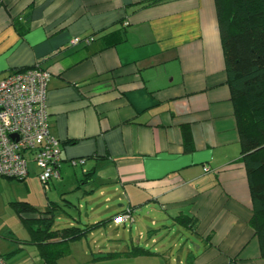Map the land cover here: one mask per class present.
Wrapping results in <instances>:
<instances>
[{
  "label": "crops",
  "instance_id": "0c3cea01",
  "mask_svg": "<svg viewBox=\"0 0 264 264\" xmlns=\"http://www.w3.org/2000/svg\"><path fill=\"white\" fill-rule=\"evenodd\" d=\"M114 32L122 40L102 49L100 39ZM73 38L93 41L71 46ZM36 65L50 74L49 131L60 142L61 177L48 188L60 201L80 198L93 214L141 211L151 226L163 225L164 237H192L193 250L184 244L177 264H264L249 224L214 0H0V81ZM28 169L23 183L38 186L37 168ZM0 219L6 264H47L28 228L12 239ZM140 224L136 246L147 249L156 230ZM128 258L119 264L159 256Z\"/></svg>",
  "mask_w": 264,
  "mask_h": 264
},
{
  "label": "trees",
  "instance_id": "16d2710c",
  "mask_svg": "<svg viewBox=\"0 0 264 264\" xmlns=\"http://www.w3.org/2000/svg\"><path fill=\"white\" fill-rule=\"evenodd\" d=\"M214 2L226 82L238 124L240 162L246 170L252 204L249 224L257 238L260 255L264 257V0ZM122 38L120 32L103 36L100 39L101 48L111 47ZM185 148L190 151V144L185 143ZM13 205L20 221L31 232L30 243L40 248L47 264H56L58 260L69 256L71 242L114 221L121 214L88 229L70 226L52 230L53 216L50 210L42 211L26 202ZM147 254L152 252L136 246L125 255Z\"/></svg>",
  "mask_w": 264,
  "mask_h": 264
},
{
  "label": "rangeland",
  "instance_id": "374dc122",
  "mask_svg": "<svg viewBox=\"0 0 264 264\" xmlns=\"http://www.w3.org/2000/svg\"><path fill=\"white\" fill-rule=\"evenodd\" d=\"M47 197L50 201H57V205H52V208L50 207V212L53 216V222L51 224L52 230L70 226L88 229L94 224L109 220L114 215L112 212L102 214L103 211H107L104 208L93 214L86 208V204L80 198L79 200L70 199L66 201L65 205L64 202L60 201L59 193L52 194L49 188H44L40 181H38V186H27L23 182L0 175V216L3 215L4 217L3 225L12 231L10 238H12L11 236L21 237L25 234L21 227L22 222L11 202H26L30 206L36 207L37 205H41L43 198L45 199ZM132 215L134 223L132 224L131 230L129 229V225L124 227L122 223H116L114 221L107 222L91 230L80 239L71 242L70 255L58 260L56 264H119L118 260L130 259L125 253L127 254V252L131 251L133 244H135L133 247L137 245L136 242L140 234V230L137 229L139 223H141L140 229L142 231L145 227L156 230L154 235L156 237V243H151L147 250L155 256L158 255L159 259H154L149 264H177L179 252L186 243L193 250L191 245L193 243L196 244V242L192 237L185 235V238H183L181 234H177L175 231L169 232V236L164 237L168 233H162L161 227L163 225L151 226L153 217L145 220V215L141 214V211H137L136 215ZM65 219H70L69 221L72 224L70 225L67 222L64 224L62 221ZM137 219L140 220L138 221ZM155 219L160 223L159 221L161 220L159 217H155ZM1 221L0 219V225L2 224ZM158 229H160L159 232L157 231ZM165 239H168L167 243L169 245L168 247L166 246L167 248L160 246ZM142 243L145 244V241ZM148 244L150 243L148 242ZM141 247L144 248L143 246Z\"/></svg>",
  "mask_w": 264,
  "mask_h": 264
},
{
  "label": "built area",
  "instance_id": "2783aa9c",
  "mask_svg": "<svg viewBox=\"0 0 264 264\" xmlns=\"http://www.w3.org/2000/svg\"><path fill=\"white\" fill-rule=\"evenodd\" d=\"M127 25L125 22L124 26ZM92 41V38H73L70 45H87ZM49 78V72L36 65L13 72L0 81V175L23 182L29 164L33 163L44 188L61 177L60 142L49 131ZM83 164V159L70 161L72 167ZM132 213V209L126 208L114 222L132 224ZM0 264H6L1 256Z\"/></svg>",
  "mask_w": 264,
  "mask_h": 264
}]
</instances>
